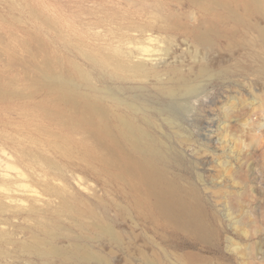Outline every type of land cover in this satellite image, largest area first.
I'll return each instance as SVG.
<instances>
[{
  "label": "rangeland",
  "instance_id": "1",
  "mask_svg": "<svg viewBox=\"0 0 264 264\" xmlns=\"http://www.w3.org/2000/svg\"><path fill=\"white\" fill-rule=\"evenodd\" d=\"M15 1L34 8L39 19L16 5L13 12L18 19L12 25L0 23L1 74H32L26 51L12 40L13 35L24 38L25 31L36 34L63 62L85 68L100 90L111 92L105 96L106 104L116 113L132 114L134 122L156 139L168 174L199 193L215 236L209 241L193 240L139 217L137 199L129 196L121 182L89 170L76 152L68 157L71 163L54 152L46 133L37 128L47 126L46 121L36 108L26 105L29 99L0 100V264H69L41 256L32 248L37 238L47 239L46 227L54 224L61 227L51 240L58 247L68 249L69 236L83 240L74 216L57 213L59 199L45 194L47 178L41 169L31 167L17 151L16 143L38 150L33 140L43 141L45 147L39 149L47 150L49 158L60 164L63 178L53 184L87 201L120 234L118 243L105 238L92 243L110 264H148L144 254L159 264H264V221L260 220L264 212V70L259 67L264 55L247 43L255 38L253 29L233 22L222 9L199 10L188 0ZM7 5L0 4L4 16H9ZM158 7L178 16L189 31L203 19L214 25L218 34L212 35L213 46H197L181 31H159ZM218 15L225 20H217ZM251 20L264 25L255 9ZM143 25L149 30H136ZM9 30L14 31L12 36ZM122 36L125 49L153 50L133 60L148 69L156 67L157 77L139 79L108 69L110 74L131 79L123 86L110 85L109 90L99 81V72L78 53V43L97 49L114 41L116 50L119 43L115 41ZM201 69L207 74L201 75ZM181 78L195 84L199 93L171 118L162 110L170 98L165 90ZM42 97L38 94L35 100ZM132 101L138 106L135 111L128 108ZM22 111L34 120L24 119ZM56 132L67 141L78 138ZM92 164L98 169L97 163Z\"/></svg>",
  "mask_w": 264,
  "mask_h": 264
},
{
  "label": "bare ground",
  "instance_id": "2",
  "mask_svg": "<svg viewBox=\"0 0 264 264\" xmlns=\"http://www.w3.org/2000/svg\"><path fill=\"white\" fill-rule=\"evenodd\" d=\"M17 2L0 0V4L7 3L9 8L7 12L9 16L0 13L1 25H12L18 19L13 11L16 5L22 4ZM188 2L203 11L222 9L233 22L253 29L256 33L253 35L255 38L251 37L247 43L252 49L260 50L264 55V25L251 20L254 9L264 18V0H188ZM22 7L30 16L33 10L36 12L34 8L31 9L25 4ZM156 15L161 21L159 31H181L187 40H191L197 46H213L212 35L218 34L217 29L205 19L195 26V30L189 31L180 23L178 16L166 12L162 7L156 9ZM215 18L225 20L220 15ZM136 30L147 31L149 27L143 25ZM7 32L11 36L14 34L12 30ZM25 34L24 38L13 35L12 40L26 51L32 74L8 75L10 73L0 72V100L29 99L26 105L36 108L46 121L47 126L37 128L46 133L48 145L54 152L60 153L69 163L71 161L68 157L76 152L78 160L85 163L89 170L96 169L99 173L107 175L110 180L121 182L127 188L129 196L137 199L135 207L139 217L143 216L155 225L179 231L193 240H211L212 236H215V230L207 219L199 193L192 186L186 187L175 176L168 174L163 150L149 131L134 122L132 114L124 115L112 110L105 102V96L111 95V92L100 90L94 76L88 74L85 68L72 61L63 62L62 58L56 57L33 32L25 31ZM9 38L11 37L8 36ZM115 42L119 43L116 50L113 49L114 41L97 49H91L84 41L78 43V53L88 60V67L99 72V81L104 88L112 90L111 86L118 84L123 86L131 80L126 76L110 74L111 72H107L108 69H119L139 79L157 77L156 67L148 69L144 63L133 60L136 55L153 50L141 46L137 47V51L129 47L125 49L122 44L125 42L124 36ZM11 52V49L7 50V53ZM260 64L259 67L264 70V60ZM205 74L207 70L201 69V75ZM198 93L195 84L181 78L178 83L165 90V94L170 98L165 101V108L162 110L169 114V117L175 118L179 114L178 108L185 110L189 99ZM38 94H42L43 97L37 102L35 99ZM179 95L185 98L175 99ZM115 99L120 103L122 101L119 96ZM137 107L134 101L128 103V108L132 111ZM22 108L24 106H21L20 110ZM24 115L27 113L22 111V116ZM29 116H25L24 119L34 120V117ZM55 130L67 132L78 138L67 141L65 136H60ZM32 142L38 150L33 151L16 143L17 151L31 167L41 169L42 177L47 178L45 194L60 201L56 212L74 216L77 220L76 227L83 234L82 241H78V236H69L70 247L63 249L51 241L58 237L57 233L61 229L54 224L46 227L47 239L35 240L33 250L41 256H54L69 264H110L109 259L96 250L92 243L102 238L108 239L110 243H118L121 241L120 234L87 201L76 199L63 188L53 184V180L63 178L60 164L49 158L47 150L39 149L45 147L43 141ZM92 163H97L98 169ZM260 220L264 221V212L260 215ZM44 248L47 250L44 251ZM143 259L148 264H159V261L149 259L145 254Z\"/></svg>",
  "mask_w": 264,
  "mask_h": 264
}]
</instances>
